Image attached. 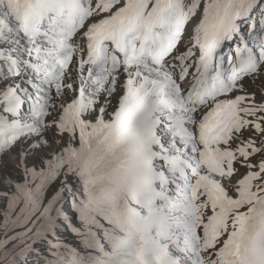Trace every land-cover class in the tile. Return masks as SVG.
<instances>
[{"label":"snow or ice","instance_id":"6c2138e0","mask_svg":"<svg viewBox=\"0 0 264 264\" xmlns=\"http://www.w3.org/2000/svg\"><path fill=\"white\" fill-rule=\"evenodd\" d=\"M254 2L0 0V79L25 69L39 77L3 94L15 116L25 102L19 93L35 89L37 123L25 128L0 115V162L22 137L43 135L55 84L63 106L52 128L77 146L47 167L82 181L78 211L90 226H109V250L96 248L95 264H264V149L240 136H264V103L232 95L264 67V40L258 54L247 43L237 48L230 74L214 65Z\"/></svg>","mask_w":264,"mask_h":264},{"label":"rangeland","instance_id":"374dc122","mask_svg":"<svg viewBox=\"0 0 264 264\" xmlns=\"http://www.w3.org/2000/svg\"><path fill=\"white\" fill-rule=\"evenodd\" d=\"M16 83L0 79V100ZM72 87L77 85L72 84ZM246 88L249 91L243 93L246 97H255L257 104L264 103V69L247 83ZM64 91L65 102L72 101L75 93L69 88ZM61 99L49 114L50 130L42 136L22 137L16 149L4 153L0 162V264H92L102 258L96 248L109 250L104 237L109 226H90L87 217H82L78 211L86 202L87 190L83 182L68 175L67 169L57 172L53 168L49 172L47 167L49 163L55 164L57 154L77 146L51 130L59 119ZM6 108L7 103L0 104V115L7 122H14ZM29 123L25 121L26 125ZM240 136L246 143L255 142L259 149H264V136L253 130H245ZM46 139L47 145L42 149L30 151L33 143ZM238 143H234V148ZM260 159L256 157L257 161ZM25 169L36 171L37 178L29 180ZM41 173L45 174L44 178ZM243 174L242 169L240 175Z\"/></svg>","mask_w":264,"mask_h":264}]
</instances>
